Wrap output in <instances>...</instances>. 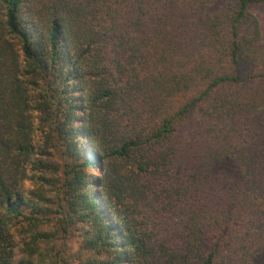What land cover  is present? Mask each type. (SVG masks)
<instances>
[{"label": "trees", "instance_id": "1", "mask_svg": "<svg viewBox=\"0 0 264 264\" xmlns=\"http://www.w3.org/2000/svg\"><path fill=\"white\" fill-rule=\"evenodd\" d=\"M256 6L0 0V264H264Z\"/></svg>", "mask_w": 264, "mask_h": 264}, {"label": "rangeland", "instance_id": "2", "mask_svg": "<svg viewBox=\"0 0 264 264\" xmlns=\"http://www.w3.org/2000/svg\"><path fill=\"white\" fill-rule=\"evenodd\" d=\"M227 0H209V8L211 11H216L217 9H220L223 5V3ZM254 12L257 14L259 17L261 27H262V40L264 41V6H256L254 7ZM93 173L97 174L96 169H93ZM77 244L74 241V238L70 239L67 242V245L63 247L61 244V248L65 249H76ZM68 264H77L76 262H70Z\"/></svg>", "mask_w": 264, "mask_h": 264}]
</instances>
